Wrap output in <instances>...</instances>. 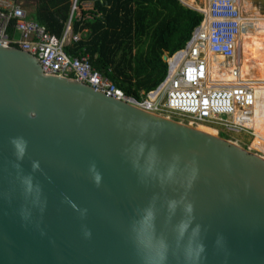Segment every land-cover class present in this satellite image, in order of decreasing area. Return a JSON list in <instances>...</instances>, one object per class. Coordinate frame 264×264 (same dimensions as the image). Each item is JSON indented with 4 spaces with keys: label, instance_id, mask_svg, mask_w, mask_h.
<instances>
[{
    "label": "water",
    "instance_id": "water-1",
    "mask_svg": "<svg viewBox=\"0 0 264 264\" xmlns=\"http://www.w3.org/2000/svg\"><path fill=\"white\" fill-rule=\"evenodd\" d=\"M43 70L0 44V264H141L133 227L150 210L146 233L174 244L187 205L202 226L201 264H264L263 155ZM15 138L26 142L22 158Z\"/></svg>",
    "mask_w": 264,
    "mask_h": 264
},
{
    "label": "built area",
    "instance_id": "built-area-1",
    "mask_svg": "<svg viewBox=\"0 0 264 264\" xmlns=\"http://www.w3.org/2000/svg\"><path fill=\"white\" fill-rule=\"evenodd\" d=\"M242 0H208L195 7L203 15L185 45L167 55L164 79L139 97L129 95L90 63L87 54L73 56L67 45L82 33H73L71 19L60 37L28 17L20 0H0V44L16 46L37 57L44 73L74 78L97 91L154 114L187 122L219 124L229 131L252 132L254 90L240 78V34L245 28ZM75 9L72 8V12ZM13 27V32L10 29ZM225 58L235 77L232 83L213 77L206 52ZM110 71V70H109ZM221 72V68H217ZM253 134V132H252Z\"/></svg>",
    "mask_w": 264,
    "mask_h": 264
},
{
    "label": "trees",
    "instance_id": "trees-1",
    "mask_svg": "<svg viewBox=\"0 0 264 264\" xmlns=\"http://www.w3.org/2000/svg\"><path fill=\"white\" fill-rule=\"evenodd\" d=\"M86 2L92 7L84 9ZM72 4L73 0H37L28 17L58 37L71 19L73 33L81 32L82 37L66 51L87 54L96 70L135 97L164 79L163 55L182 48L203 18L180 0H76L79 16Z\"/></svg>",
    "mask_w": 264,
    "mask_h": 264
},
{
    "label": "clouds",
    "instance_id": "clouds-1",
    "mask_svg": "<svg viewBox=\"0 0 264 264\" xmlns=\"http://www.w3.org/2000/svg\"><path fill=\"white\" fill-rule=\"evenodd\" d=\"M13 146L17 151V157L22 158L25 152L26 142L22 138H15L13 141ZM145 149L144 144H139L136 146L138 153H143ZM38 163L33 164V168H38ZM89 171L92 174L94 182L99 185L101 181V175L96 170L95 164L89 166ZM178 171L177 165L173 164L169 167L167 171V176L169 178H174ZM195 177V169L192 170L191 177ZM26 191L31 193L33 191V185L31 178H25L24 180ZM38 188L36 189V200L38 201ZM170 208L175 209L176 203L172 202L169 205ZM185 218L182 219L178 224L173 227L174 233V244H169V242L157 236L154 228L151 233L148 234L145 231V225H147L148 220L152 217V212L150 210L146 211L144 217L141 221L133 227V242L140 258L141 264H168L169 257H175L178 264H201L203 255L206 250V246L203 241L202 226L200 224L194 223L191 216V205H187L184 209ZM22 218L28 220L31 216V212L28 209L22 210ZM82 215L84 212L81 213ZM85 236H89L90 232L85 230ZM217 248H222L224 245V238L222 235H217L215 241Z\"/></svg>",
    "mask_w": 264,
    "mask_h": 264
},
{
    "label": "bare ground",
    "instance_id": "bare-ground-1",
    "mask_svg": "<svg viewBox=\"0 0 264 264\" xmlns=\"http://www.w3.org/2000/svg\"><path fill=\"white\" fill-rule=\"evenodd\" d=\"M183 1L191 6H198L195 0ZM250 1L243 0L242 2V7L251 14L245 16L244 25L248 28H244L239 37L240 78L254 90L253 116L250 125L254 138L251 146L264 155V15H260ZM206 59L211 66L210 72L214 78L225 81V84H231V81L235 80L231 73L234 65H226L224 57L212 55L207 51ZM218 67L221 68V72L217 71ZM189 124L209 133L217 134L218 129L216 130L210 125L193 121H190Z\"/></svg>",
    "mask_w": 264,
    "mask_h": 264
},
{
    "label": "rangeland",
    "instance_id": "rangeland-1",
    "mask_svg": "<svg viewBox=\"0 0 264 264\" xmlns=\"http://www.w3.org/2000/svg\"><path fill=\"white\" fill-rule=\"evenodd\" d=\"M21 1H22L23 7L29 13L31 12L32 9H34V5L37 2V0H21ZM195 1L198 4L197 7H204L205 5H207L206 2H208V0H206V1L205 0H195ZM242 2H243V0H242ZM250 2L252 3L253 7H255L258 10V13L260 15H264V0H251ZM72 8H74L76 12L79 10V8L76 4V0H73ZM241 11H242V15L244 18H245V16H248L249 14H251L250 12L245 10L242 7V5H241ZM246 28H248V26H245V29ZM171 118L174 120H177V121H181L183 123H189V122H187L186 119H181V118L176 117V116H171ZM203 123L214 127L216 130L218 129L216 135H218L222 138H225L227 140L233 141V142L237 143L238 145H240L244 148H247L254 153L263 155L262 152H260L259 150L255 149L251 146V142L254 138V135L252 134L251 131L250 132H247V131H229V130L225 129L224 126L219 125V124H209V123H205V122H203Z\"/></svg>",
    "mask_w": 264,
    "mask_h": 264
},
{
    "label": "crops",
    "instance_id": "crops-1",
    "mask_svg": "<svg viewBox=\"0 0 264 264\" xmlns=\"http://www.w3.org/2000/svg\"><path fill=\"white\" fill-rule=\"evenodd\" d=\"M83 7H84V9L91 8L92 7V3L91 2H86V3L83 4ZM33 11H34V9L31 10V12H33ZM76 13H77V16H79L80 15V10H78ZM165 54H168V53H165Z\"/></svg>",
    "mask_w": 264,
    "mask_h": 264
}]
</instances>
